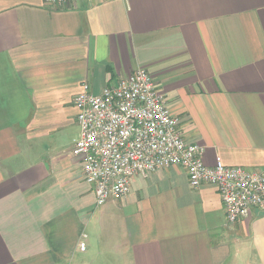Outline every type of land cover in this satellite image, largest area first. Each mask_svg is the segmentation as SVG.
<instances>
[{
  "label": "crops",
  "instance_id": "crops-1",
  "mask_svg": "<svg viewBox=\"0 0 264 264\" xmlns=\"http://www.w3.org/2000/svg\"><path fill=\"white\" fill-rule=\"evenodd\" d=\"M137 68L206 165L264 167V0H0V264H264V210L181 166L96 205L73 98Z\"/></svg>",
  "mask_w": 264,
  "mask_h": 264
},
{
  "label": "built area",
  "instance_id": "built-area-1",
  "mask_svg": "<svg viewBox=\"0 0 264 264\" xmlns=\"http://www.w3.org/2000/svg\"><path fill=\"white\" fill-rule=\"evenodd\" d=\"M43 1L58 7L70 0ZM73 105L79 137L71 153L81 160L97 206L125 198L135 176L177 165L192 188L216 189L228 224L254 208L264 210V167L227 166L219 159L206 165L204 148L185 138L180 118L145 68L118 77L98 94L82 82ZM79 248L84 250L85 243Z\"/></svg>",
  "mask_w": 264,
  "mask_h": 264
}]
</instances>
